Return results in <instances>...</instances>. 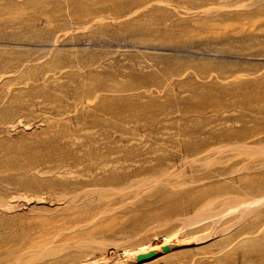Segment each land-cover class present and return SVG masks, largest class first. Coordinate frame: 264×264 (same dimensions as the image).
Wrapping results in <instances>:
<instances>
[{"label":"rangeland","instance_id":"374dc122","mask_svg":"<svg viewBox=\"0 0 264 264\" xmlns=\"http://www.w3.org/2000/svg\"><path fill=\"white\" fill-rule=\"evenodd\" d=\"M88 41L103 44H83ZM52 42L61 45L52 48ZM0 56V167L7 168L0 173V264H22L16 258L31 260L36 251L39 260L25 264H264V244L246 245L260 235L228 226L237 216L216 221V214L235 206L233 202L215 201L202 210L208 218L192 219V212L216 195L190 203V192L214 191L212 184L198 186L192 178L205 176L208 168L229 167L238 153L220 152L188 166L186 159L197 152L186 149L183 138L184 129L195 128L187 121L195 103L178 101L188 90L206 89L215 77L225 86L232 80L264 77V0H0ZM74 71L78 74H70ZM110 72L119 84L136 79V85H161L164 91L150 90L162 108L132 103L112 114L85 103L65 109L64 104L84 98L109 78L97 73ZM241 90L207 91L212 93L205 106L208 113L237 116L245 108L228 103ZM58 107L67 112L58 115ZM91 115L107 121L93 123ZM222 120L211 125L219 128ZM56 122L57 129L73 134L72 150L92 147L94 139L105 150L116 142L124 150L119 158L147 160L150 169L122 183H88L108 171L86 169L70 175L84 183L81 187L52 189L39 180L48 179L46 163L64 154L63 147L52 144L56 135L49 133ZM248 123L249 129L256 125ZM232 126L241 128L243 123ZM85 154L91 167L96 154ZM120 166L115 167L120 174L129 171ZM239 180L237 176L235 184ZM36 195L42 197L38 202ZM263 196L264 188L233 193L240 201ZM183 203L178 214L167 213ZM139 209L146 212L135 216ZM257 214L264 217V204ZM123 250L127 256L141 255L127 261Z\"/></svg>","mask_w":264,"mask_h":264},{"label":"bare ground","instance_id":"6f19581e","mask_svg":"<svg viewBox=\"0 0 264 264\" xmlns=\"http://www.w3.org/2000/svg\"><path fill=\"white\" fill-rule=\"evenodd\" d=\"M83 44L102 45L103 42L93 43L91 41H88ZM50 45L53 48L61 44L52 42ZM136 46L140 47V45H136ZM70 74L75 75L78 73L74 71V72H71ZM97 75H99V77L108 76L109 78H104L102 80L103 83L101 85L99 84V85H96V87H93L95 89L89 90L88 93L82 96L84 98H78L77 100H75L73 104H64L66 110L70 108L71 106L81 108L82 106H84L83 104L85 103H92V105L96 108L110 109L109 112L113 111L112 114L119 112V109L121 110L122 108H124V106L128 107L132 103L140 104V107L142 108L149 107L150 110L162 108L160 104L161 99L159 97H156L154 93L150 90L151 88L154 89L155 91L163 90L164 88L161 87V85H157L155 87H151L149 86V84L140 85V83H137L136 85L135 82L137 81L133 77L134 75H130L131 76L130 80L131 79H135V80L131 82L130 81L124 82V84L123 83L119 84L117 80L112 79L116 77L115 72L102 73V74L97 73ZM97 75L95 76L97 77ZM45 76L49 77L50 74L47 73ZM237 77L242 78L243 76L242 74L239 73ZM106 79L108 80L110 79V81ZM221 79L222 78L215 77L214 81L204 85L205 87H207L206 89L193 88L191 90H188L187 97H181L179 100L177 99L180 103H188L191 101L195 103L194 105H190L191 106L189 109L190 111H187V113L188 112L190 113V116L188 115L187 121L192 122L193 123L192 125L195 128H192L190 131H187V132L184 129L185 137L183 138V140L185 141L186 149H189L190 151H193L195 153L197 152L196 156L186 159L185 162H188L187 164L188 166H194L195 164L193 162L195 161L194 159L199 160L202 157H210L220 152L232 151V152L238 153V154H235L233 157L235 162L231 164L229 167H222V168H218L215 170L208 168L205 176L200 177V179L192 178L193 180L196 181L195 185H198V186L202 185V183L212 184V188L214 189V191H211L210 192L211 194H208V195L205 192H194V191L190 192L191 193L189 194V198L191 200L190 203L193 202V200L195 199L205 200L209 198L210 196H212L213 194H216L215 196H212V198H210V200L208 201L209 204H205V206H201L200 208L192 212V219L201 221L204 218H208L209 214L206 212L204 213L202 210L206 209V207L210 206L215 201L223 200V201H226L227 203L233 202L234 203L233 205L235 206L226 207L224 212L222 211V213H219V214L215 213L217 215L216 221L217 220L220 221L224 217L237 216L236 222L234 221L230 223L228 226H232L233 224L236 225L237 228L235 229L239 230V233L245 232V231H251L250 233L251 236L260 235L261 237H258L256 239L247 240L246 245H252L253 247H255V246H259V244H264V217L260 216V214H257L260 207L264 204V196L260 198L252 199L250 201H245V199L240 201L238 198H233V193L243 194V193H247L250 189L252 191V190L259 189V188L260 189L264 188V174L261 175L262 171L264 170V155H261L259 157H257L256 155L257 153L264 150L261 147L262 142H264V136H262V134L264 133V77H261V78L252 77L250 78V80L248 79H239L236 81L232 80V82L228 81L227 86H225L224 84H221ZM233 86L240 87L242 89L241 94L237 95V97L234 96V98L231 100V102L228 103V105H237L239 108L243 106L245 110L239 109L240 112L237 116H233V115L232 116H227V115L222 116L223 114L221 113H211L213 112L211 110H210L211 112L208 113L209 111H207V107L205 106L208 103L207 100L208 98L211 97L212 93H209L207 91L211 89H215L217 92H219V94H221L223 92H226L227 88H233ZM57 100H59V98ZM246 107L248 108L247 110H246ZM56 110H57L56 113L58 115L63 114V113L65 114L67 112L60 107H58ZM114 117L116 116L114 115ZM90 118H91L90 121H93V123L96 122V123L104 124L105 121H107L102 118H98L94 115H91ZM218 119L219 120L223 119L222 123H219L221 126L219 128L213 127L211 124L217 121ZM18 120L20 121V119ZM235 121H239L243 123V126L241 128H235L234 126H232ZM248 121H252L256 125L251 126L252 128L249 129ZM114 122L116 121L114 120L113 123ZM262 122H263V125H258L259 123H262ZM7 124H10V123H7ZM50 126H52V124ZM55 126L56 128L53 130H50L49 132L51 133V135L53 133L54 135H56L55 138H53L52 144L63 147L64 149H62V151L64 152V154L62 155L59 154L58 156H62V157L58 159L56 162L50 161L46 163V165L44 166V172L49 175L48 179H43L42 181L39 180L41 183H45L47 185L49 184L50 187L53 186L52 189L63 188L66 190L67 189L70 190L72 186H75L76 188L79 186L81 187L84 183L71 180L70 175L73 174L74 172H77L79 173V175H82L84 174L86 169H88L89 171L93 170L94 172L105 171L106 169L108 172H110V173L107 172L108 175L106 176L105 175L104 176H93L90 178L88 183L89 182L97 183L99 180H101V182L103 181V183L115 182L118 180H121L120 181L121 183L123 181L131 182V180L132 181L134 180V179H130L131 175L134 176L140 172H144L150 169L149 164H146L147 160L137 161L136 159H134L135 157L131 158V156L119 158V156L117 155H119L120 153H123L124 150L121 147H119L116 144V142L111 144L109 148L106 149L108 151H106L104 147L106 148L107 146L103 144H99L98 143L99 141L94 139L93 141L94 144L92 145V147H88L87 149L85 147H82L84 149L78 148V150L74 151L70 148V146H72L75 143V139L72 140V138L74 137L72 136L73 134L70 133V131L66 129H57L58 128L57 126H60V123L58 122H56ZM6 127L4 126V128ZM12 127H15V126H12ZM58 137H63L65 140L64 143H58L57 142V140L59 139ZM215 144H218V145H215ZM84 150L86 151L85 153L87 154H92V155L96 154V157H93L95 160L92 161L95 163L89 164L91 167H88L86 162L84 161V158H86V157H83L86 155L84 152H82ZM49 153L51 155L57 156L51 152ZM50 154H48V157H50ZM169 156L170 155H166V157H169ZM134 162H135L134 164L135 166L133 167V169L129 168L130 167L129 165H132ZM111 165H113V167ZM120 165L122 167L127 166L126 168H129L128 169L129 171H126L124 174H120V168H115ZM6 169L7 168L5 167H0V173L4 172ZM250 170H252L253 172L251 175H249L250 172H248ZM237 171L239 173L234 174ZM237 176L240 180L238 184H235V178H237ZM0 179L1 180L3 179L2 174H1ZM127 180H130V181H127ZM41 183L37 181V185H41ZM78 194L79 192L75 193L74 196H77ZM57 198L59 200V199H63L64 197L57 196ZM40 199H42L41 196L37 197L35 202L36 201L38 202ZM2 201L4 200L0 197V203L4 205ZM184 207L185 205L183 203L181 204V206L180 205L175 206L172 209L169 208L167 210V213L168 214H178V212L184 209ZM9 208H12V206ZM145 212L146 210L139 209V210H134L133 213L135 216H140L141 214ZM215 214H212L211 218L214 219ZM233 219H235V217H233ZM214 223L216 224V222ZM227 229L226 231H228ZM214 230L212 229V231ZM219 230L221 229L219 228ZM222 232L225 233L224 230ZM222 232L221 234H223ZM216 233L219 234L220 232H216ZM216 233L211 232L213 236L214 234L216 236ZM208 234H210V232ZM229 242H230V239L229 241H227V243L229 244ZM122 253L125 255L124 258L126 259L127 258L134 259L136 256H139L138 254H140V252H137V253H131L132 256L131 255L127 256V251L125 250H123ZM39 256L40 255L36 251L33 255H31L29 259L32 260V258H34L35 260H39ZM115 256H118V254H116ZM131 259H127V261H130ZM31 260H27V261L30 262ZM27 261H21L19 257L16 258L15 260V262H19L22 264H25Z\"/></svg>","mask_w":264,"mask_h":264},{"label":"water","instance_id":"95a60500","mask_svg":"<svg viewBox=\"0 0 264 264\" xmlns=\"http://www.w3.org/2000/svg\"><path fill=\"white\" fill-rule=\"evenodd\" d=\"M167 247H165V249H166Z\"/></svg>","mask_w":264,"mask_h":264}]
</instances>
